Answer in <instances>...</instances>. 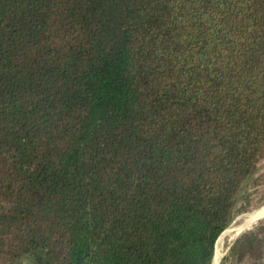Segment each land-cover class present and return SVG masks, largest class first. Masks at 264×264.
<instances>
[{"label": "trees", "instance_id": "trees-1", "mask_svg": "<svg viewBox=\"0 0 264 264\" xmlns=\"http://www.w3.org/2000/svg\"><path fill=\"white\" fill-rule=\"evenodd\" d=\"M263 156L264 0H0V264H212Z\"/></svg>", "mask_w": 264, "mask_h": 264}, {"label": "rangeland", "instance_id": "rangeland-1", "mask_svg": "<svg viewBox=\"0 0 264 264\" xmlns=\"http://www.w3.org/2000/svg\"><path fill=\"white\" fill-rule=\"evenodd\" d=\"M264 205V156L260 159L256 170L250 177V179L245 184L239 199H238V208H240L239 213L237 214L235 220L230 225L231 227H235L236 220L238 217H243L247 213H250L256 208H260ZM243 215V216H242ZM264 221V217L259 218L251 225L246 227L231 243L230 245V236L229 233H226L231 227L229 226L226 232H223L217 241V245L219 240H222L223 245V254L219 260L218 264H257L259 263L258 256L255 253H246L245 256H240L239 253L234 252L235 245L237 244L238 239L242 234L251 230L252 228L260 225ZM233 225V226H232ZM264 228V224L261 225ZM222 237V238H221ZM230 240H229V239ZM227 241V242H226ZM262 260V264H264V257Z\"/></svg>", "mask_w": 264, "mask_h": 264}, {"label": "bare ground", "instance_id": "bare-ground-1", "mask_svg": "<svg viewBox=\"0 0 264 264\" xmlns=\"http://www.w3.org/2000/svg\"><path fill=\"white\" fill-rule=\"evenodd\" d=\"M264 215V205L260 208H256V210L247 213L246 215H242L243 217H239L236 220V224L234 225L235 227H231L226 233H229L230 237V245L231 243L234 241V239L249 225H251L253 222H255L256 220H258L260 217H262ZM233 226V225H232ZM223 236V235H222ZM222 238V237H221ZM227 242V241H226ZM223 243L222 240L219 241L218 244V248L216 249V254H215V258H214V264H218L219 260L223 254Z\"/></svg>", "mask_w": 264, "mask_h": 264}, {"label": "water", "instance_id": "water-1", "mask_svg": "<svg viewBox=\"0 0 264 264\" xmlns=\"http://www.w3.org/2000/svg\"><path fill=\"white\" fill-rule=\"evenodd\" d=\"M262 217H264V215H263ZM262 217H260V218H262ZM226 230H227V229H226ZM226 230H225V231H226ZM225 231H224V232H225ZM217 241H218V240H217ZM216 249H217V243H216V248H215V254H216ZM214 258H215V255H214ZM212 264H214V259H213Z\"/></svg>", "mask_w": 264, "mask_h": 264}]
</instances>
